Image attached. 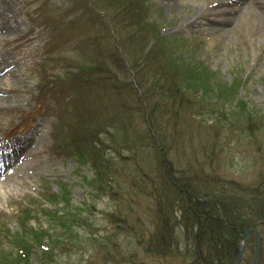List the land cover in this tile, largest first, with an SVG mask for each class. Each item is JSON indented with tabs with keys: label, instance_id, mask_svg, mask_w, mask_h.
<instances>
[{
	"label": "rangeland",
	"instance_id": "rangeland-1",
	"mask_svg": "<svg viewBox=\"0 0 264 264\" xmlns=\"http://www.w3.org/2000/svg\"><path fill=\"white\" fill-rule=\"evenodd\" d=\"M41 1L0 0V13L2 6L8 9L10 26L15 28L12 34H6L0 25V69L6 62L12 63L9 71H0V153L5 157L15 149L14 144L20 148L17 162L12 161V166L0 172V263H11L17 254L16 243L27 248L28 257L11 264H111L112 258L114 264L130 253V264L147 263L146 250L153 249L148 246L149 237L160 234L154 219L156 204L147 196L146 188L141 194L135 189L130 192L133 177L124 166L119 175H129L119 176L123 188L115 179L105 191L96 192L91 165L83 158L78 162L64 154V142L55 134L59 124L53 129L51 119H35L28 129L6 139L5 132L16 125L20 112L40 111L38 108L49 105L41 98L40 84L50 73L58 78L85 67L87 58L78 50H89L87 40L101 36L96 26L109 5L107 0H44L52 4L47 6ZM141 1L152 4L147 14L162 26L163 35H171L182 45L184 52L179 60L192 73L188 82L205 83L198 92H188L199 116L186 114L183 120L177 116L176 125L187 128L193 137L194 146L192 143L187 151L190 148L195 152L192 163L197 162L201 169L192 166L191 170L182 162H172V169L185 166L192 177L187 179L203 190L213 188L206 179L215 184L233 180L248 187L264 182V0ZM115 2L114 7L119 8L132 0ZM223 10L233 13L226 15ZM228 16L231 23L221 25L219 21ZM26 17L35 18L37 24L27 23ZM28 29L31 37L20 55L17 42L4 44ZM52 47L64 49L51 53ZM182 48L176 45L174 52ZM216 86L226 87L230 93L220 97L211 90ZM9 87L17 89L9 94ZM65 89L68 93L66 84ZM195 95L204 98L200 106L195 105ZM210 105L213 112L198 111ZM72 115L69 111L73 120ZM174 126L169 121L168 138L179 132L173 130ZM170 144L177 146L175 141ZM170 156H174V150ZM132 162L127 158L126 165L132 167ZM24 207L34 209L37 215L25 216L21 222L19 211ZM164 212L160 210L159 214H167ZM60 217L79 224L72 230L78 234L75 238L80 248L69 245V233L60 226ZM163 222L168 220L162 221L167 225ZM170 224L167 230L178 234L176 223ZM259 228L264 258V227ZM238 233L241 239L244 230L239 227ZM54 236L65 245L51 244ZM39 243L50 246L47 256ZM172 249L169 251L177 256L179 251Z\"/></svg>",
	"mask_w": 264,
	"mask_h": 264
},
{
	"label": "trees",
	"instance_id": "trees-1",
	"mask_svg": "<svg viewBox=\"0 0 264 264\" xmlns=\"http://www.w3.org/2000/svg\"><path fill=\"white\" fill-rule=\"evenodd\" d=\"M107 3L102 21L96 26L101 36L87 40L89 50H78L87 58L85 67L76 68L74 73L66 72L54 82L50 93V99L56 104L53 108L59 124L56 132L64 142V154L78 162L83 158L91 165L96 192L105 191L115 179L118 183L119 176L129 175H119L124 166L133 177L130 192L135 189L141 194L146 188L147 196L154 200V219L158 221L155 225L160 227V234L173 232L166 228L172 221L186 236L201 233L210 250L212 237L233 235L235 239L239 227L243 230L254 224L263 227L264 182L255 187L234 183L232 190L227 189L226 193L207 181L213 188L203 190L200 185L190 183L192 177L185 166L180 170L172 169V162L185 163L191 170L192 166L201 169L200 164L192 163L195 152L190 148L187 151V147L194 146L193 137L187 128L179 129L176 125L179 119L192 114L199 116L188 92H198L205 83L188 82L192 73L179 60L184 50L182 45L171 35H163L160 25L150 20L148 3L132 0L119 8L114 7L115 0H107ZM171 42L173 46L169 45ZM176 45L181 46V51L174 52ZM65 84H68V94L62 93ZM211 90L220 97L230 93L220 86ZM203 99L199 95L195 105L200 106ZM208 109L213 112L214 107H199L198 111L203 114ZM171 120L175 124L173 130L179 132L168 138L166 128ZM171 141L177 146L171 145ZM171 150H174L173 157ZM127 158L133 161L132 167L126 165ZM118 185L123 188L121 182ZM160 210L167 214H159ZM28 215L37 214L34 209H20L19 221L24 222ZM63 218L60 217L59 222L69 233V245L80 248L75 238L78 234L72 230V226L79 224ZM167 220L163 222L167 225H162V221ZM59 243L65 245L57 236L51 239V244ZM39 245L47 256L50 246ZM14 247L17 254L11 263L25 261L27 248L17 243Z\"/></svg>",
	"mask_w": 264,
	"mask_h": 264
},
{
	"label": "flooded vegetation",
	"instance_id": "flooded-vegetation-1",
	"mask_svg": "<svg viewBox=\"0 0 264 264\" xmlns=\"http://www.w3.org/2000/svg\"><path fill=\"white\" fill-rule=\"evenodd\" d=\"M198 230L199 229H197V231ZM244 235L241 237V239L239 233L237 238L235 239H233V235H226L220 239L212 237L209 250L207 249L209 248V245L207 244V241L204 242V236L201 233H196L194 236H186L183 233L155 234L154 236L149 237L148 240V246L153 247L152 250H146V255L149 257L148 262L141 263L236 264L239 257V264H251L255 251L254 236L248 235L246 243L243 247L242 239L244 238ZM171 247L173 248L172 250L179 251V253L176 254L177 256H174L171 250L169 251V248ZM131 254L132 253H130L128 257L126 256L127 258H118L117 262L115 261L114 264H130L129 262L131 260H129V258ZM112 259L110 261L111 264H113ZM256 264H264V258L261 256L260 250L256 260Z\"/></svg>",
	"mask_w": 264,
	"mask_h": 264
},
{
	"label": "bare ground",
	"instance_id": "bare-ground-1",
	"mask_svg": "<svg viewBox=\"0 0 264 264\" xmlns=\"http://www.w3.org/2000/svg\"><path fill=\"white\" fill-rule=\"evenodd\" d=\"M3 12L0 13V25H1V29L3 30L4 33L6 34H12L15 31L14 27L10 26V19L12 16H10L8 13H10V11L8 9H6L5 7L2 6ZM7 10V11H6ZM222 12H224L226 15L232 14L233 12L231 10H223ZM7 21V22H6ZM232 21L231 17L228 16L227 19H221V21H219V23L222 24H230ZM19 27V24H17V28ZM28 31L22 32L19 35V38L24 39V42H28L30 37L25 38L26 36L23 35L25 33H27ZM12 65V63L10 62H6L4 67H1L0 71L3 69H7L10 68V66ZM17 88L16 87H9L8 88V93H13L15 92ZM20 143L24 144V141H20ZM15 149H13L11 152L9 153H5V157L3 154L0 153V172L3 170H7L6 166L8 165V163H10L12 160H16L17 159V150H19L20 148L16 147V144H14ZM18 160V159H17ZM17 162V161H16ZM261 252H262V247L260 248Z\"/></svg>",
	"mask_w": 264,
	"mask_h": 264
},
{
	"label": "water",
	"instance_id": "water-1",
	"mask_svg": "<svg viewBox=\"0 0 264 264\" xmlns=\"http://www.w3.org/2000/svg\"><path fill=\"white\" fill-rule=\"evenodd\" d=\"M250 233H254V245H255V255H254V258L252 260V264H255V261H256V258H257V255H258V234H259V231L256 229V228H249L246 232H245V235H244V238H243V247L245 245V240L247 238V236L250 234ZM239 257H238V262L237 264H239Z\"/></svg>",
	"mask_w": 264,
	"mask_h": 264
}]
</instances>
